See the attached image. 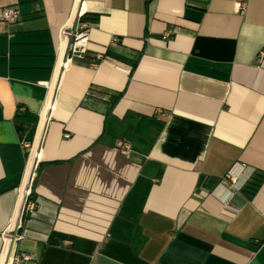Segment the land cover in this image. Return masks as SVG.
<instances>
[{
	"label": "crops",
	"instance_id": "0c3cea01",
	"mask_svg": "<svg viewBox=\"0 0 264 264\" xmlns=\"http://www.w3.org/2000/svg\"><path fill=\"white\" fill-rule=\"evenodd\" d=\"M8 7L0 255L37 152L22 264H264V0ZM80 10L86 53L59 69Z\"/></svg>",
	"mask_w": 264,
	"mask_h": 264
},
{
	"label": "built area",
	"instance_id": "2783aa9c",
	"mask_svg": "<svg viewBox=\"0 0 264 264\" xmlns=\"http://www.w3.org/2000/svg\"><path fill=\"white\" fill-rule=\"evenodd\" d=\"M84 13L83 10H80L75 18V25L69 30H64L61 33L62 44H64L63 48L61 46L60 58H59V69H65L68 66V59L71 57H82L85 55L87 50V24L83 22ZM0 18L2 21L13 24L16 23L19 19V13L15 8H3L0 10ZM101 59V55H97L95 57V64L97 60ZM33 147H31L32 151ZM117 149L120 154L127 156L130 151L129 144L120 140L117 142ZM38 160V159H37ZM37 160L34 164L33 171L31 177L26 186L25 194L23 197L22 204L19 207L18 213L16 215L13 231L10 236L7 237V241L5 233L8 229L2 232V252L0 255L4 257L2 264H22L25 261L29 260V257L26 255H21L17 252L15 244L22 238L18 231L22 227L23 220L26 215L32 213L35 208V203L32 200V187L35 177V169L37 165ZM10 224V223H9Z\"/></svg>",
	"mask_w": 264,
	"mask_h": 264
},
{
	"label": "bare ground",
	"instance_id": "6f19581e",
	"mask_svg": "<svg viewBox=\"0 0 264 264\" xmlns=\"http://www.w3.org/2000/svg\"><path fill=\"white\" fill-rule=\"evenodd\" d=\"M64 44H62V48H63ZM49 107V105H48ZM43 123H44V116L42 117V120H41V124H40V130L41 128H43ZM38 142H39V137L37 136L36 138V147L38 148ZM39 158V154L36 152L34 153L31 157H30V161H29V165H28V169H27V173L25 175V178L22 182V185L20 187V202H19V206H18V210H19V207L20 205L22 204V201H23V197H24V194H25V190H26V186L28 184V181L31 177V174H32V171H33V167H34V164L36 162V160ZM18 210H17V213H18ZM16 213V215H17ZM15 219H16V216L14 218V221L12 223V225L10 226L9 230L7 233H5V238H6V241H7V237L10 236L11 232L13 231V227H14V223H15Z\"/></svg>",
	"mask_w": 264,
	"mask_h": 264
},
{
	"label": "trees",
	"instance_id": "16d2710c",
	"mask_svg": "<svg viewBox=\"0 0 264 264\" xmlns=\"http://www.w3.org/2000/svg\"><path fill=\"white\" fill-rule=\"evenodd\" d=\"M83 20H85V17H83ZM91 21H94V20H91ZM119 96L117 95L116 97H115V99H117Z\"/></svg>",
	"mask_w": 264,
	"mask_h": 264
}]
</instances>
